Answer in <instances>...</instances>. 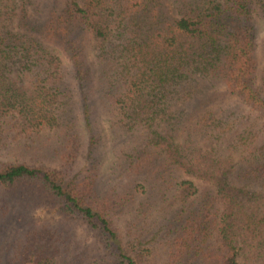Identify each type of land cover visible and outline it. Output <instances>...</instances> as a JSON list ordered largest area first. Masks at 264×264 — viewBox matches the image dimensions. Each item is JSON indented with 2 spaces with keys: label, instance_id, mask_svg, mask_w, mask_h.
Masks as SVG:
<instances>
[{
  "label": "trees",
  "instance_id": "16d2710c",
  "mask_svg": "<svg viewBox=\"0 0 264 264\" xmlns=\"http://www.w3.org/2000/svg\"><path fill=\"white\" fill-rule=\"evenodd\" d=\"M260 31L264 0H0V223L100 244L29 227L0 264H264Z\"/></svg>",
  "mask_w": 264,
  "mask_h": 264
},
{
  "label": "rangeland",
  "instance_id": "374dc122",
  "mask_svg": "<svg viewBox=\"0 0 264 264\" xmlns=\"http://www.w3.org/2000/svg\"><path fill=\"white\" fill-rule=\"evenodd\" d=\"M261 38H263V33L260 31ZM102 126L104 127L106 142L103 148L104 156L102 161L103 174L106 175L109 167L111 156V134L107 130L106 124L102 121ZM82 135V155L80 166H84L83 156L86 153V142L87 133L81 127L80 129ZM21 151L19 149H0V162H15L20 156ZM26 159L30 158V153L23 152ZM1 196V195H0ZM40 229L42 227H47L49 230L57 233H67L69 236L70 246L74 253L85 254L89 261L94 259L96 250L99 248V239L92 233L85 225L71 220L66 217L56 209L50 207H38L28 212H18L17 210H12V212L7 217L5 224L0 223V262L9 255L11 250L22 241L26 230L29 228ZM65 240V239H64Z\"/></svg>",
  "mask_w": 264,
  "mask_h": 264
}]
</instances>
